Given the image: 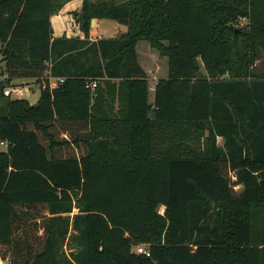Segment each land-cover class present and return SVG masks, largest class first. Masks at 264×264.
<instances>
[{
  "label": "trees",
  "instance_id": "16d2710c",
  "mask_svg": "<svg viewBox=\"0 0 264 264\" xmlns=\"http://www.w3.org/2000/svg\"><path fill=\"white\" fill-rule=\"evenodd\" d=\"M68 1L0 0L2 260L264 264V0H82L84 37H55ZM141 40L168 58L153 101ZM46 72L35 103L4 95Z\"/></svg>",
  "mask_w": 264,
  "mask_h": 264
},
{
  "label": "rangeland",
  "instance_id": "374dc122",
  "mask_svg": "<svg viewBox=\"0 0 264 264\" xmlns=\"http://www.w3.org/2000/svg\"><path fill=\"white\" fill-rule=\"evenodd\" d=\"M81 6H82V1H77L76 4L69 5L68 9L71 8L70 11L67 13H66V11H64L63 14L61 15L62 16L61 19L60 20L58 19L60 21L59 22L60 25H63L62 27L65 26L64 28L66 29V31H65L66 35L67 34L74 35L79 30L80 27L78 25V22L76 21L75 14L79 11L78 9L81 8ZM54 15L55 16H54L53 20L55 22V27H56V20H57L56 18H60V17L59 16L56 17V14H54ZM95 22H96V20L94 21L93 24H91V28L95 27ZM237 24H238L237 26H241V27L247 26L248 21L246 19H241ZM126 31H127V27L123 24H120L116 20L100 19L98 33L94 32L93 37L98 38L99 35H101L103 37H109V36H112L116 33H122V32H126ZM55 32H56V29H55ZM148 44L149 43L145 40H141L138 42L137 50H138L139 56H140L139 62H141V66L145 67V70H148V72H149L148 76L150 78L153 77L152 79L155 81L160 76H165L168 73V58L166 56L165 57L160 56L159 53L156 50L151 49V47ZM0 46H1V43H0ZM0 62L5 63V61H3V56L1 54V52H0ZM257 67H258V69H257L258 73L264 72V47L259 48V59L257 61ZM3 68H2L3 70H1L2 72H4V70H5V64H4ZM152 75H154V76H152ZM1 77L5 78L6 76L1 75ZM18 80L23 81V83L19 82L20 84H26L27 82H31L30 84H34L33 91H30V92L25 91L24 94L22 95V98H26L30 102L37 101V99L40 96L41 91L46 88V87H43V85H46L48 83L47 81L37 82L35 78H26V79H18ZM18 80H16V81H18ZM4 100H5V98L1 96L0 97V108L2 107V105L4 103ZM0 147L2 150L6 149L5 145H0ZM236 189L239 190L240 189L239 186H236ZM161 210H163V212H164L165 207L160 206V208H159L160 213H161ZM139 246H142L145 248L144 244H139V245L134 246L133 250H137V248ZM0 263L6 264V261L2 260V258L0 257Z\"/></svg>",
  "mask_w": 264,
  "mask_h": 264
},
{
  "label": "crops",
  "instance_id": "0c3cea01",
  "mask_svg": "<svg viewBox=\"0 0 264 264\" xmlns=\"http://www.w3.org/2000/svg\"><path fill=\"white\" fill-rule=\"evenodd\" d=\"M77 1H82V0H70V1H68L67 3H65V5H64V7L58 12V13H56V17H60V18H56L57 20H56V27H55V22H54V16L55 15H52L51 16V23H52V27H53V30H54V36L55 37H62L63 35H66L65 34V31H66V29L64 28V27H62L63 25H60V19H61V15L63 14V12L64 11H66V13L67 12H69L70 11V9H68V7H69V5H72V4H76L77 3ZM78 10H80V8L78 9ZM59 19V20H58ZM95 20H96V22H95V27L94 28H91V31H90V38L91 39H93V40H95V39H98V38H101V37H103V36H101V35H99V37L98 38H95V37H93V33L94 32H96V33H98V28H99V22H100V19H96L95 18ZM78 27V26H77ZM79 28V27H78ZM55 29H56V32H55ZM125 32H122V33H116V34H114V35H112V36H109V37H114V36H119V35H121V34H124ZM67 37H77V36H79V37H81V38H83L84 37V34H83V32L80 30V28H79V30L76 32V34H74V35H69V34H67L66 35ZM106 38H108V37H106ZM149 45V44H148ZM150 46V45H149ZM151 47V46H150ZM136 49H137V46H136ZM151 49H153L152 47H151ZM137 53H138V56H139V52H138V50H137ZM160 55V54H159ZM139 59H140V56H139ZM4 62L2 63V62H0V71L1 70H3L4 68H3V66H4ZM140 64H141V62H140ZM142 67H144V66H142ZM3 68V69H2ZM144 70H145V67L143 68ZM145 71H147L146 73H147V75H149L148 73V70H145ZM2 72V71H1ZM1 72H0V74H1ZM167 73V72H166ZM169 73V72H168ZM168 73L165 75V76H160L158 79H156L155 81L152 79L153 77H149L148 76V79H149V84H150V97H149V99H150V101H153V98H154V88H155V85H156V83H157V81L159 80V79H162V78H167L168 77ZM155 75V74H154ZM154 75H152V76H154ZM18 79H21V78H16V79H13V81H12V83H23V81H20V80H18ZM16 80H18V81H16ZM38 100V99H37ZM36 102V101H35ZM35 102H31V103H35ZM220 139V138H219ZM3 145H5L6 146V144H3ZM239 186V188L241 189V185H238Z\"/></svg>",
  "mask_w": 264,
  "mask_h": 264
},
{
  "label": "built area",
  "instance_id": "2783aa9c",
  "mask_svg": "<svg viewBox=\"0 0 264 264\" xmlns=\"http://www.w3.org/2000/svg\"><path fill=\"white\" fill-rule=\"evenodd\" d=\"M48 75V83L46 85H43V87H49L50 89H53L57 87L59 84L63 83L65 81V77H53L50 76L49 72H46ZM31 82H27L26 84H20V83H12L9 86H7L3 93L5 96L11 97V98H22V95L25 91H33L34 84H30ZM97 86V79H93L87 83V87L94 89ZM1 145L5 144V142H0ZM161 213H163V210H161ZM138 252L145 253L146 255H150L148 249L139 246L137 248Z\"/></svg>",
  "mask_w": 264,
  "mask_h": 264
},
{
  "label": "water",
  "instance_id": "95a60500",
  "mask_svg": "<svg viewBox=\"0 0 264 264\" xmlns=\"http://www.w3.org/2000/svg\"><path fill=\"white\" fill-rule=\"evenodd\" d=\"M94 20H95V18H93V19L91 20V24H93V23H94Z\"/></svg>",
  "mask_w": 264,
  "mask_h": 264
},
{
  "label": "bare ground",
  "instance_id": "6f19581e",
  "mask_svg": "<svg viewBox=\"0 0 264 264\" xmlns=\"http://www.w3.org/2000/svg\"><path fill=\"white\" fill-rule=\"evenodd\" d=\"M95 21V20H94Z\"/></svg>",
  "mask_w": 264,
  "mask_h": 264
}]
</instances>
